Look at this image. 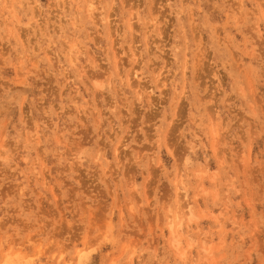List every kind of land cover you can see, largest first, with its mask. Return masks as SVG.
Segmentation results:
<instances>
[{
  "label": "rangeland",
  "instance_id": "obj_1",
  "mask_svg": "<svg viewBox=\"0 0 264 264\" xmlns=\"http://www.w3.org/2000/svg\"><path fill=\"white\" fill-rule=\"evenodd\" d=\"M0 264H264V0H0Z\"/></svg>",
  "mask_w": 264,
  "mask_h": 264
}]
</instances>
